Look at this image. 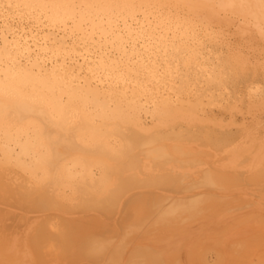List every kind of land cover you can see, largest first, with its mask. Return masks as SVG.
<instances>
[{
	"label": "bare ground",
	"instance_id": "bare-ground-1",
	"mask_svg": "<svg viewBox=\"0 0 264 264\" xmlns=\"http://www.w3.org/2000/svg\"><path fill=\"white\" fill-rule=\"evenodd\" d=\"M263 102L171 0H0V264H264Z\"/></svg>",
	"mask_w": 264,
	"mask_h": 264
},
{
	"label": "rangeland",
	"instance_id": "rangeland-1",
	"mask_svg": "<svg viewBox=\"0 0 264 264\" xmlns=\"http://www.w3.org/2000/svg\"><path fill=\"white\" fill-rule=\"evenodd\" d=\"M171 1L187 12L199 18L201 17V19L214 26L217 30L223 32L228 42L239 49L247 58L251 59L253 62H261L264 64V35H260L255 28L257 22L255 20L256 17L264 21V17L262 16V10L264 9L263 4H258L255 8L234 7L223 9L214 0ZM242 31L246 34L241 35ZM260 108L262 111L257 114L254 120L249 119L243 121L242 119H238V121L241 123L243 121V123L250 128H253L255 123H259L261 128L260 131L264 132V102L260 105ZM13 226H10V228ZM16 228L18 232L22 230L20 227H13V229L10 230V234L17 232ZM18 228H20V230Z\"/></svg>",
	"mask_w": 264,
	"mask_h": 264
}]
</instances>
